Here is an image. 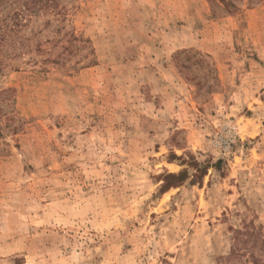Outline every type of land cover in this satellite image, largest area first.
Returning <instances> with one entry per match:
<instances>
[{"label": "rangeland", "instance_id": "374dc122", "mask_svg": "<svg viewBox=\"0 0 264 264\" xmlns=\"http://www.w3.org/2000/svg\"><path fill=\"white\" fill-rule=\"evenodd\" d=\"M13 1L0 264H215L264 228V0ZM191 156L222 163L162 193Z\"/></svg>", "mask_w": 264, "mask_h": 264}, {"label": "trees", "instance_id": "16d2710c", "mask_svg": "<svg viewBox=\"0 0 264 264\" xmlns=\"http://www.w3.org/2000/svg\"><path fill=\"white\" fill-rule=\"evenodd\" d=\"M53 0H44V6ZM35 2L37 0H31V8L34 9L36 6ZM39 2V1H38ZM223 7L235 8L233 3L229 0H218ZM20 0L13 1L14 5H19ZM11 5L8 0H0V11L4 10V7ZM4 14V13H3ZM0 15V43H7L12 50H16L19 43L15 42L13 38L16 33H18L22 24L21 21L17 20L16 17H11L12 14L8 12V15ZM21 14V13H20ZM22 15V14H21ZM2 16H4L2 18ZM19 17L18 14H16ZM8 33V35L6 34ZM19 48V47H18ZM222 161H217L214 164L207 163L202 166L198 164L194 157H189L186 161L181 159V165H186L188 169L181 170L177 174L166 173L162 175V185L161 192L167 191L171 187H177L181 185L184 181L192 176V181L198 182L207 173L208 168H213L214 170L220 169ZM194 171L192 175L189 173V169ZM215 264H264V228L261 226L259 228L249 227L246 230H234L232 245L229 254L224 257H219L216 259Z\"/></svg>", "mask_w": 264, "mask_h": 264}, {"label": "crops", "instance_id": "0c3cea01", "mask_svg": "<svg viewBox=\"0 0 264 264\" xmlns=\"http://www.w3.org/2000/svg\"><path fill=\"white\" fill-rule=\"evenodd\" d=\"M208 52H210V54L215 55V56H219L220 55V53L218 51H208Z\"/></svg>", "mask_w": 264, "mask_h": 264}]
</instances>
